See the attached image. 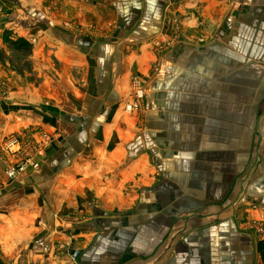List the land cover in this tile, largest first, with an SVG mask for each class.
<instances>
[{
  "label": "crops",
  "instance_id": "crops-1",
  "mask_svg": "<svg viewBox=\"0 0 264 264\" xmlns=\"http://www.w3.org/2000/svg\"><path fill=\"white\" fill-rule=\"evenodd\" d=\"M44 2L47 33L18 38L31 95L0 103V138L53 141L0 185V264H264V0Z\"/></svg>",
  "mask_w": 264,
  "mask_h": 264
},
{
  "label": "rangeland",
  "instance_id": "rangeland-1",
  "mask_svg": "<svg viewBox=\"0 0 264 264\" xmlns=\"http://www.w3.org/2000/svg\"><path fill=\"white\" fill-rule=\"evenodd\" d=\"M79 1L86 2L89 0ZM223 1H225L230 9H235L239 5V0ZM44 5V0H0V103H12V93L16 91L20 93L19 99L14 96L16 102H28L29 100L31 90L28 89V83L33 82L29 80L27 69L31 64H27L24 60V56L16 52L18 49L12 47L11 42H16L18 38H43V35L47 33L44 24L36 20L33 13H39L42 16ZM114 27L115 25L98 29L91 25L80 26L76 24V22H67L63 25L62 29L67 34H74L78 37L92 36L95 39H101L111 35L114 31ZM28 30H31V32H28ZM180 30L181 27L178 20H174L173 33L176 38L174 36L173 39H169L168 41H161L160 39L153 40L150 46L156 52L169 50V48L176 43ZM30 41L33 44L35 39H30ZM42 78L43 77H35L37 80L36 82ZM128 80L131 100L135 104L137 91L135 90L134 92L133 86L135 82H138L140 88H142L141 82L135 75L130 76ZM17 84L21 86L14 88L16 90L13 92V87ZM140 110L141 105L138 110L132 109L129 112L140 113ZM2 126L3 124H0V132L3 130ZM1 137L0 161L3 165V173L0 177V185L3 183V180L12 182L27 172H38L41 167L39 160H41L42 163L47 155L46 150L52 145L53 141L51 136L43 129L36 126L23 128L19 132H11ZM14 156L17 158L15 161L12 159ZM29 158L36 164V168L28 165L23 171L14 174L12 177L6 176V171L8 169L16 168L23 160L25 161Z\"/></svg>",
  "mask_w": 264,
  "mask_h": 264
},
{
  "label": "built area",
  "instance_id": "built-area-1",
  "mask_svg": "<svg viewBox=\"0 0 264 264\" xmlns=\"http://www.w3.org/2000/svg\"><path fill=\"white\" fill-rule=\"evenodd\" d=\"M133 87H134V92H135V90L137 91V97H136L137 99H136V103L135 104L132 102L130 105H128L127 109H129V111L132 110V109H137L138 110L140 105H141L140 103L142 101V98H143V92H142V90L140 88L139 83L135 82ZM28 165L36 168V164L33 163V161H31V158H29V159H27L25 161L23 160L21 162V164H18V166L16 168L8 169L6 171V176L12 177L14 174L23 171ZM263 230H264V225L258 226V233L263 232Z\"/></svg>",
  "mask_w": 264,
  "mask_h": 264
},
{
  "label": "trees",
  "instance_id": "trees-1",
  "mask_svg": "<svg viewBox=\"0 0 264 264\" xmlns=\"http://www.w3.org/2000/svg\"><path fill=\"white\" fill-rule=\"evenodd\" d=\"M11 46L18 49L16 52L21 53L23 56H27L31 52L30 44L23 39H18V40H16V42L12 41ZM261 256H262V259L264 262V250H263V248L261 249Z\"/></svg>",
  "mask_w": 264,
  "mask_h": 264
},
{
  "label": "bare ground",
  "instance_id": "bare-ground-1",
  "mask_svg": "<svg viewBox=\"0 0 264 264\" xmlns=\"http://www.w3.org/2000/svg\"><path fill=\"white\" fill-rule=\"evenodd\" d=\"M127 108H128V106L126 107V110L129 111V109H127Z\"/></svg>",
  "mask_w": 264,
  "mask_h": 264
}]
</instances>
